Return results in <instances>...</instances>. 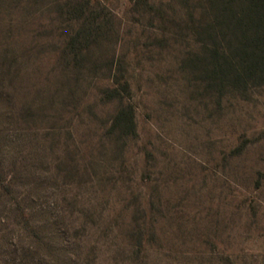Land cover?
Segmentation results:
<instances>
[{"label": "rangeland", "instance_id": "1", "mask_svg": "<svg viewBox=\"0 0 264 264\" xmlns=\"http://www.w3.org/2000/svg\"><path fill=\"white\" fill-rule=\"evenodd\" d=\"M54 1L0 0V162L29 196L0 206V264H264V87L207 86L178 0H99L71 60Z\"/></svg>", "mask_w": 264, "mask_h": 264}, {"label": "trees", "instance_id": "2", "mask_svg": "<svg viewBox=\"0 0 264 264\" xmlns=\"http://www.w3.org/2000/svg\"><path fill=\"white\" fill-rule=\"evenodd\" d=\"M54 2L64 7V14L60 12L61 15L70 16H67V20L70 19L68 25L71 34H67L62 43L64 50L62 49L61 54L65 53L71 60L84 58L88 54V48L97 39V32L103 28L101 24L105 22L102 16L93 15L100 1ZM172 2L173 0H169L167 6H171ZM178 2L181 4L179 8L184 12L176 21L179 24L184 23V30H191L195 43V50L192 51L194 59L191 61L195 63L198 73L204 76V81L214 93L221 96L235 94L246 97L254 87H264V0ZM166 13L171 16L169 12ZM173 13L177 14V11L173 10ZM69 47L74 51L69 52ZM128 89V81L122 82L117 78L106 87L108 97L116 99L119 104L110 125L111 134L134 132L132 108L122 104V91L129 92ZM10 165L12 168L3 171V161L0 162V206L5 207L6 199L18 207L29 200V196L17 198L15 195L19 187L17 174L22 171L23 166H18L16 160ZM4 219L5 217L0 216V222ZM24 220L28 223L29 218ZM29 233L30 238H40V234L32 227L29 228ZM17 264H23V261L20 259Z\"/></svg>", "mask_w": 264, "mask_h": 264}]
</instances>
